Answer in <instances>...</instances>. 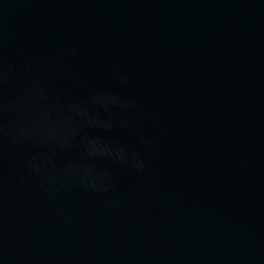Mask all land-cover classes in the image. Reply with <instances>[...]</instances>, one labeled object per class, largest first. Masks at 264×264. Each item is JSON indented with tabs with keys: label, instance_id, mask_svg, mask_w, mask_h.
I'll return each mask as SVG.
<instances>
[{
	"label": "water",
	"instance_id": "95a60500",
	"mask_svg": "<svg viewBox=\"0 0 264 264\" xmlns=\"http://www.w3.org/2000/svg\"><path fill=\"white\" fill-rule=\"evenodd\" d=\"M0 36L6 62L40 59L0 97L5 126L34 137L5 143L0 264H264V0H0ZM94 95L145 115L85 104ZM86 140L125 163L84 157ZM33 157L51 159L49 173L91 167L99 190L49 200L42 172L11 195Z\"/></svg>",
	"mask_w": 264,
	"mask_h": 264
},
{
	"label": "clouds",
	"instance_id": "9594fccd",
	"mask_svg": "<svg viewBox=\"0 0 264 264\" xmlns=\"http://www.w3.org/2000/svg\"><path fill=\"white\" fill-rule=\"evenodd\" d=\"M74 49H65V55H72ZM6 42L2 36H0V97H2L3 85L6 82L9 74L24 75L31 71L32 67L40 66V59L38 57H33L30 61V65H25L24 67L17 68L16 65L6 62ZM45 67L49 70H56L58 73L62 72L65 78L68 79H78L79 76L76 72H68L62 69L60 65H46ZM110 75L117 78L121 84L126 82V78L120 74L119 66L114 65L110 69ZM33 97L40 94V90L37 88L36 83L33 82L32 87ZM27 102V101H25ZM103 102V107L105 111H112L113 109H118L121 111L136 110L139 116H144V110L139 108L134 102L124 99L118 95L112 96H99L94 95L91 101H86L87 103ZM14 106L9 105V110H13ZM70 111L75 112L77 116L88 117V109L84 105H74ZM4 109L3 105L0 104V206L3 204V200L6 194H8V188L5 183V169H4V149L5 143H10L17 148L28 144L34 139L31 129L16 123L14 126H5L3 123ZM47 114H39L34 117L36 120H44ZM121 124L124 122L121 121ZM107 128L111 129L113 127L112 123L109 122L106 125ZM48 135L59 136L57 129L53 128L48 132ZM151 143L150 141H146ZM72 139L70 137H64L59 142L60 148L70 147ZM83 155L89 159L97 158H108L112 159L118 163L124 164L125 157L123 149L116 148L113 149L109 145H100L98 141L86 140L81 142ZM135 157V153L132 154ZM55 168L54 162L51 159L33 157L29 159L20 169L15 173V185L11 188V195L16 196L21 194L24 185L27 181L40 177L42 172L46 173L44 179L41 182V190L48 196L49 200H54L59 196L64 190L69 187L79 184L87 189L98 191V179L99 173L93 168L88 166L80 165H70L68 167L58 169L53 173H49V168ZM61 217L64 216L62 210L58 212Z\"/></svg>",
	"mask_w": 264,
	"mask_h": 264
}]
</instances>
